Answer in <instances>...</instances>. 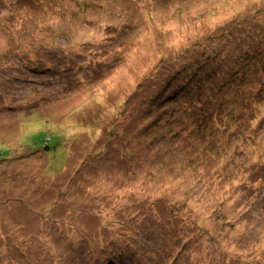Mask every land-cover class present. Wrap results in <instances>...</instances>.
<instances>
[{
	"label": "rangeland",
	"instance_id": "374dc122",
	"mask_svg": "<svg viewBox=\"0 0 264 264\" xmlns=\"http://www.w3.org/2000/svg\"><path fill=\"white\" fill-rule=\"evenodd\" d=\"M197 51L204 91L250 90L239 116L150 135ZM253 161L264 0H0V264H264V175L235 189Z\"/></svg>",
	"mask_w": 264,
	"mask_h": 264
},
{
	"label": "trees",
	"instance_id": "16d2710c",
	"mask_svg": "<svg viewBox=\"0 0 264 264\" xmlns=\"http://www.w3.org/2000/svg\"><path fill=\"white\" fill-rule=\"evenodd\" d=\"M194 54V57L198 59L196 61L190 60V64L191 67L193 66L194 70L197 71V78L195 77V74L190 73L188 75V78L186 80L181 81L180 84L178 76L175 75L162 82V85L159 88V92L161 94V91L165 92L168 88L171 89L167 97V101H170L169 103L172 106L167 112V116L165 118L164 123L161 126H158L157 128L163 130L151 132L149 133L150 135L153 136L158 134L160 138L165 139L168 142H173L175 138H181V140L179 141H182L188 139V137H190L191 135H193V137L195 134L198 135V133L202 132L203 128L213 125V120H224L225 122L233 125L234 121H236L237 119V116H239L238 113L234 111V108L236 109L237 104L243 105L245 103L246 96H248L250 90L244 89L240 91H235L239 93L238 99L236 100V102H234V104L231 103L230 99L222 101L221 95L223 94L221 93V90L218 89L224 84L220 82L218 76H223V73L216 72L215 78L212 80V82L214 83L211 84V86L209 87L211 91L207 93L204 90L205 87L208 85V81L212 76V73L205 72L203 70L205 62L202 61L206 60L213 62L212 57L211 54L207 56L204 55L201 51L194 52ZM227 55L228 59L232 58V56L229 55V52L227 53ZM214 57L215 59H217L218 53L215 52ZM175 58L178 59V56H176ZM172 79L174 82H177V84H175V87L171 88L170 83ZM190 79H192V81H190ZM160 105H162L161 102ZM147 113L145 114L149 117L150 113H152V109L148 110ZM165 113V111L161 112V114H158L152 121L161 120L162 115H164ZM49 139L50 137L45 138L46 144L48 143ZM155 141H158V138H153L152 142L150 143L152 148ZM213 142L214 145H216L217 138H213ZM262 167H264V165L256 161H253L250 165L243 163V168L240 172L238 170H235L234 167V178H240L241 173H244V176H242V182H239L236 186L234 185L236 191H242V189L247 187L248 184L254 181L260 174L264 175V168ZM245 175L247 176V178L249 179L248 181L250 182H247V178L245 177ZM251 177L253 179H251Z\"/></svg>",
	"mask_w": 264,
	"mask_h": 264
},
{
	"label": "bare ground",
	"instance_id": "6f19581e",
	"mask_svg": "<svg viewBox=\"0 0 264 264\" xmlns=\"http://www.w3.org/2000/svg\"><path fill=\"white\" fill-rule=\"evenodd\" d=\"M15 100H17V99H15Z\"/></svg>",
	"mask_w": 264,
	"mask_h": 264
}]
</instances>
